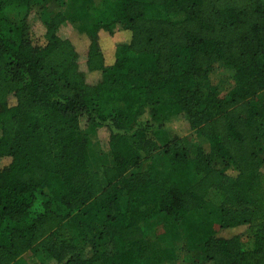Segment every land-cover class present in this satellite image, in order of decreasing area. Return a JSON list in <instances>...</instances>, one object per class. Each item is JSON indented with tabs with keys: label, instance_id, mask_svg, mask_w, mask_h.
Wrapping results in <instances>:
<instances>
[{
	"label": "trees",
	"instance_id": "trees-1",
	"mask_svg": "<svg viewBox=\"0 0 264 264\" xmlns=\"http://www.w3.org/2000/svg\"><path fill=\"white\" fill-rule=\"evenodd\" d=\"M41 1L0 0V264H176L181 232L207 264H264V0H71L90 26L62 38L56 11L39 41L12 13ZM216 63L234 71L218 91L201 85ZM163 102L176 110L160 146ZM82 118L108 140L101 171ZM177 119L197 132L192 160ZM158 150L162 185L148 164ZM161 217L175 233L145 243V223Z\"/></svg>",
	"mask_w": 264,
	"mask_h": 264
},
{
	"label": "rangeland",
	"instance_id": "rangeland-1",
	"mask_svg": "<svg viewBox=\"0 0 264 264\" xmlns=\"http://www.w3.org/2000/svg\"><path fill=\"white\" fill-rule=\"evenodd\" d=\"M101 0H95L99 3ZM56 11H61L65 20L58 29V35L62 38L69 37L72 33L82 32L86 30L90 23L89 21L81 15L78 6L71 0H42L39 4L31 6L27 9V6L23 3L19 4L13 9L12 15L14 17L25 16L26 21L31 27L34 37L43 40L46 28L44 17L48 14L54 13ZM111 39L105 40V45L110 44ZM233 70L224 66L222 63L214 64L207 83H201L202 87H211L215 90H222L229 87L232 84ZM264 103V92L260 93L256 99L255 103ZM157 110L159 112V121L156 124L154 138L158 145H163L167 141V134L164 131L162 124V119L166 118L172 114L176 108L168 103H161L157 105ZM172 127L175 133L183 137V145L188 152L189 159H193L194 149L197 141L199 140L197 132L189 128L185 120L177 119L172 122ZM80 134H82L86 139L90 151L89 167L96 171H101L106 165L113 163L112 157L110 155L108 140L105 137L97 136L94 128L87 122L86 118L80 120ZM259 148L262 154H264V138L259 143ZM148 164L155 166L156 172H151L152 177L161 185L163 184V176L161 173L168 170L169 161L167 155L163 154L162 150L155 152L152 159L148 161ZM0 165H3V161H0ZM193 180L191 177L187 182L190 183ZM105 183V179L103 178ZM257 182L260 184L264 183V169H262L257 176ZM38 202L46 201L48 193L46 191H39L37 193ZM223 201V194L217 190L211 191V193L206 198L205 208L206 211L211 215L210 228L214 233L219 229V212L220 205ZM38 203V204H39ZM39 209V205H37ZM145 243H155L159 240L167 238L175 233V228L172 223L167 219L152 218L145 223ZM244 234L245 238L248 234V229L242 227L240 231ZM185 233L181 232L178 240V249L176 251V264H207L202 259V253L199 249L198 244L193 242L184 243ZM85 251L90 250L89 245L83 246ZM25 259H20V264H26ZM46 264H54L49 258L45 259Z\"/></svg>",
	"mask_w": 264,
	"mask_h": 264
}]
</instances>
